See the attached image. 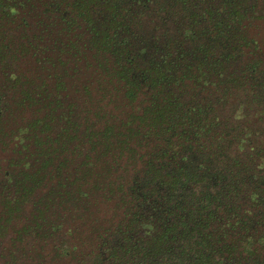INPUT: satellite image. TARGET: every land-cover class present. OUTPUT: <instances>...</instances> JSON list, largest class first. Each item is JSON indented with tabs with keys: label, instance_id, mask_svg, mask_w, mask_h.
<instances>
[{
	"label": "trees",
	"instance_id": "trees-1",
	"mask_svg": "<svg viewBox=\"0 0 264 264\" xmlns=\"http://www.w3.org/2000/svg\"><path fill=\"white\" fill-rule=\"evenodd\" d=\"M252 5L0 0L3 264H264Z\"/></svg>",
	"mask_w": 264,
	"mask_h": 264
},
{
	"label": "rangeland",
	"instance_id": "rangeland-1",
	"mask_svg": "<svg viewBox=\"0 0 264 264\" xmlns=\"http://www.w3.org/2000/svg\"><path fill=\"white\" fill-rule=\"evenodd\" d=\"M254 5H252L253 13H251V16L253 17L250 25L247 26V29L249 30L250 34L252 37L255 39L254 43L256 45L257 51L264 57V0H253ZM4 28L9 29V34L12 35V29L11 25L4 26ZM0 31H2L0 29ZM7 32V31H6ZM3 59L0 60V68L2 67V70H6L4 66L2 65ZM264 61V59H262ZM0 70V79L2 78L1 76V71ZM1 81V80H0ZM12 94V89H9L8 96H11ZM10 118L6 120L5 126L8 128L12 127V113H9ZM2 141H7V139L2 138ZM8 153V150H0V159L4 160L5 154ZM1 164V162H0ZM3 224L5 227L2 229L1 234H3V238L0 237V264H3L5 260L8 258V254L11 253L12 255V243L10 244L12 240V219L10 222L6 223V221L0 222ZM23 240L25 241V236L23 237ZM46 253L48 255H51L47 248L45 249ZM30 254V253H27ZM60 264V263H57Z\"/></svg>",
	"mask_w": 264,
	"mask_h": 264
}]
</instances>
